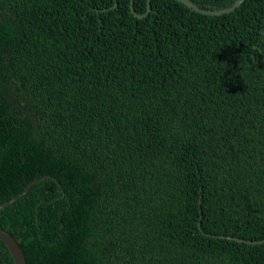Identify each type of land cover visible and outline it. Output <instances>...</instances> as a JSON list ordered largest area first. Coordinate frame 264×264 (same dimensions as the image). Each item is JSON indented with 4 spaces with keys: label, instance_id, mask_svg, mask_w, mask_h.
Wrapping results in <instances>:
<instances>
[{
    "label": "trees",
    "instance_id": "obj_1",
    "mask_svg": "<svg viewBox=\"0 0 264 264\" xmlns=\"http://www.w3.org/2000/svg\"><path fill=\"white\" fill-rule=\"evenodd\" d=\"M147 6L0 0V228L26 264H264V0Z\"/></svg>",
    "mask_w": 264,
    "mask_h": 264
},
{
    "label": "water",
    "instance_id": "obj_2",
    "mask_svg": "<svg viewBox=\"0 0 264 264\" xmlns=\"http://www.w3.org/2000/svg\"><path fill=\"white\" fill-rule=\"evenodd\" d=\"M179 1L186 4L192 10L203 13V14H220V13H224V12H228V11L232 10L233 8L238 6L244 0H236L232 5H230L228 7H224L222 9H215V10L201 8L196 3H194L192 0H179ZM147 4H148L147 11H148V10H150V0H147ZM131 10L136 16H138V17L142 16L141 14L136 13L132 7H131ZM28 187H29V184L26 186V190L28 189ZM21 194L22 193L16 195V197L20 196ZM9 202L10 201H8L6 203H9ZM2 205H0V206H2ZM0 240H2L6 244V246L8 247V249L11 253V256L13 258L14 264H26L24 253H23L22 249L20 248L18 242L15 240V238L9 232H7L1 228H0Z\"/></svg>",
    "mask_w": 264,
    "mask_h": 264
},
{
    "label": "clouds",
    "instance_id": "obj_3",
    "mask_svg": "<svg viewBox=\"0 0 264 264\" xmlns=\"http://www.w3.org/2000/svg\"><path fill=\"white\" fill-rule=\"evenodd\" d=\"M259 36L262 40H264V30H261Z\"/></svg>",
    "mask_w": 264,
    "mask_h": 264
}]
</instances>
